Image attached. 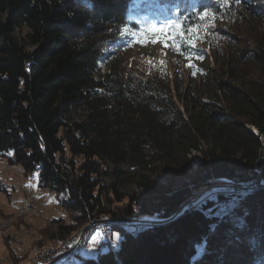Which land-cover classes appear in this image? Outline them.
<instances>
[{"label":"trees","instance_id":"obj_1","mask_svg":"<svg viewBox=\"0 0 264 264\" xmlns=\"http://www.w3.org/2000/svg\"><path fill=\"white\" fill-rule=\"evenodd\" d=\"M205 10L215 17L209 35L194 48L181 42L184 55L171 41L165 46L173 71L167 60L126 54L152 42L133 43L123 30L169 20L187 28L203 23ZM263 23L264 0H0V159L36 172L40 188L63 195L59 204L77 213L76 224L170 217L190 190L168 180L186 173L192 151L203 158L194 188L259 184ZM104 160L158 170L167 180L140 174L134 181L143 192L114 206L126 195L103 183ZM250 192L248 212L233 211L242 224L225 199L221 216L206 214L208 201L163 225L131 232L111 224L120 231L116 247L77 253L67 264H264V187ZM73 230L60 225L59 239ZM201 244L206 250L197 256Z\"/></svg>","mask_w":264,"mask_h":264},{"label":"rangeland","instance_id":"obj_2","mask_svg":"<svg viewBox=\"0 0 264 264\" xmlns=\"http://www.w3.org/2000/svg\"><path fill=\"white\" fill-rule=\"evenodd\" d=\"M130 9L134 11L133 8ZM141 9L145 10L143 8ZM135 10L137 9L135 8ZM148 11L150 12V10ZM126 54L131 57L138 56L150 62L167 60L172 71L176 65L175 57L167 53L165 45L160 43L159 40L143 48L136 47L129 50ZM187 158L188 166H186V173L181 176H173L170 178L171 180H168L174 183V187L180 189L188 188L190 190V202L186 205V208H200V206L210 201L212 207L205 210L206 214L221 216L218 211L219 203L222 199H225L227 203L226 209H229L227 211L230 214L236 209L237 212H248V198L250 196L247 193L254 190L253 187L255 184L253 186H243L234 183H212L194 188L191 186V183L197 176L196 170L201 165L203 158L202 154L198 151L190 152ZM103 168L107 171V175L101 178L103 183L105 185H114L119 191V194L126 195L121 202L114 203V206L124 205L128 202L130 195H139L143 192V189L134 181V179L140 178L138 176L140 174L155 181L162 182L167 180L164 172L150 169L141 170L130 165L117 164L112 160H104ZM116 170H122L124 174L116 175ZM30 180L33 181V184ZM258 185L264 187V181H260ZM62 198L63 195H57L53 189L40 188L39 178L36 172L26 175L19 166L9 164L5 159H0V264H34L37 255L43 253L46 249L47 251L51 249L54 251L65 238L70 237L69 239L73 238L74 240L81 232L84 233L83 237L85 238L81 247L79 246L80 249L75 252V255L80 251V255L83 257L96 256V254L105 252L108 249L105 246L108 244L116 247V242L120 236L119 229H112L113 225H108L109 223L107 224L109 227L107 229L104 227L106 225L102 222L108 221L110 217L95 219L99 222L98 224L94 222L96 226L91 225L89 227V224L93 220L76 224L73 219L78 216L77 213L66 211L59 204ZM110 199L113 198L110 197ZM237 212L232 214V218L235 217L234 220L237 224H242V217ZM142 216L144 215H138L136 218H141ZM147 216L152 219L155 218L154 216ZM54 220H60V223H54ZM115 221H111L113 222L112 224L115 223V225L126 227L131 232L145 229V227L148 228L149 224H151L150 220H133L135 225H141L142 227H132L131 225H119ZM141 223H145L144 226ZM62 224L72 225L75 230L63 239H59V226ZM214 229L215 231L217 230L216 225ZM201 245H203V250H206L205 244ZM55 251L49 260L53 259L54 261L55 256L58 254ZM52 264H56V262L54 261Z\"/></svg>","mask_w":264,"mask_h":264},{"label":"snow or ice","instance_id":"obj_3","mask_svg":"<svg viewBox=\"0 0 264 264\" xmlns=\"http://www.w3.org/2000/svg\"><path fill=\"white\" fill-rule=\"evenodd\" d=\"M214 13L209 10L203 11L199 16L198 20L203 23H197L195 26H188L185 28L182 21L169 20L161 26L148 25L138 30L125 29L121 32L122 35L129 34L133 38V43H145L149 37L151 42L156 43L159 40L160 43L168 46V42L171 41V47L174 48L178 53L184 55L180 50V43L183 42L185 45L195 47L197 40L201 34L209 35V29L213 26L211 21L214 20ZM195 53H191L186 56L187 59L191 60ZM197 59L202 57L196 56ZM189 67L192 65L189 64ZM203 245L196 247V255L199 256L202 253Z\"/></svg>","mask_w":264,"mask_h":264},{"label":"built area","instance_id":"obj_4","mask_svg":"<svg viewBox=\"0 0 264 264\" xmlns=\"http://www.w3.org/2000/svg\"><path fill=\"white\" fill-rule=\"evenodd\" d=\"M108 221H114V220H108ZM102 222H106V221H102ZM96 223L98 224L99 222H96ZM96 223L92 222L89 225V227L91 225L96 226ZM83 234H84L83 232L79 233L78 237H76L74 240H70L66 242L64 246H62L59 250H57L58 254L55 256V259H54L56 264L60 260H73L74 259L75 252H77L80 249L83 243V240L85 238L83 237ZM103 244L105 243L103 242ZM52 254H54V252H50L47 250L43 251V253H40L39 255L36 256V261L34 264H52L54 262L53 259L49 260Z\"/></svg>","mask_w":264,"mask_h":264},{"label":"water","instance_id":"obj_5","mask_svg":"<svg viewBox=\"0 0 264 264\" xmlns=\"http://www.w3.org/2000/svg\"><path fill=\"white\" fill-rule=\"evenodd\" d=\"M243 186H249V185H243ZM242 186V187H243ZM253 186V185H252ZM255 187V188H254ZM253 187V189L256 188H260V186L258 184H255V186ZM190 202V199L187 198L181 205H179V207L175 210V212L168 218H158L155 217L152 221L151 224H149L148 227H152L154 225H163V224H167L171 221H173L174 219L177 218V216L179 215V213L186 208V205H188V203ZM139 218H134V217H125V218H117L115 219L116 221H119L121 223H125V224H130L132 223V220H138ZM144 228V227H143Z\"/></svg>","mask_w":264,"mask_h":264},{"label":"bare ground","instance_id":"obj_6","mask_svg":"<svg viewBox=\"0 0 264 264\" xmlns=\"http://www.w3.org/2000/svg\"><path fill=\"white\" fill-rule=\"evenodd\" d=\"M201 159H202V158H201ZM30 182H31V181H30ZM31 183H32V182H31ZM100 221H102V220H100ZM92 222H98V220L96 221V220L94 219ZM92 222H91V223H92ZM115 222H117L119 225H120V224H123V225H131L132 227H142L141 225H135L133 221H131L132 223H130V224L121 223V222H119V221H115ZM91 223H90V224H91ZM103 223H104V225H106V226H104V225H103V226H104L105 228L108 229L109 227L107 226V224L109 223L108 225H111L113 222H111V221H106V222H103ZM90 224H89V225H90ZM144 224H145V223H144ZM142 225H143V224H142ZM90 227H91V226H90ZM3 228H4V227H3ZM145 228H147V227H145ZM0 231H1V230H0ZM107 231H108V230H107ZM78 236H79V235H78ZM69 238H70V237L65 238L64 241H63L58 247L55 248V250H56V251L59 250L62 246H64V244H65L66 242H68V241H70V240H73V238H72V239H69ZM103 246H104V245H103ZM46 250H47V249H46ZM53 250H54V249H53ZM55 250H54V251H55ZM49 251L51 252L52 249L49 250ZM54 251H52V252H54ZM56 251H55V252H56ZM72 261H73V260H60V261H58L57 264H67V263H70V262H72Z\"/></svg>","mask_w":264,"mask_h":264},{"label":"crops","instance_id":"obj_7","mask_svg":"<svg viewBox=\"0 0 264 264\" xmlns=\"http://www.w3.org/2000/svg\"><path fill=\"white\" fill-rule=\"evenodd\" d=\"M79 253H80V251H79Z\"/></svg>","mask_w":264,"mask_h":264}]
</instances>
